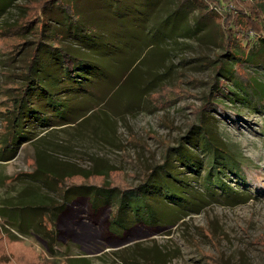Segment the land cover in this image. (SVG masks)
<instances>
[{
	"label": "rangeland",
	"instance_id": "rangeland-1",
	"mask_svg": "<svg viewBox=\"0 0 264 264\" xmlns=\"http://www.w3.org/2000/svg\"><path fill=\"white\" fill-rule=\"evenodd\" d=\"M6 1L0 0V9ZM47 1L51 0H13L0 13V143L12 118L11 98L25 83L23 72L36 39L33 34L23 35L19 27L36 21L30 31L40 32V11ZM169 1L139 0L137 10L147 19L145 13L162 2L165 8L158 5L156 11L183 13L194 31L177 36L180 17L168 15L167 35L177 37L163 41L158 49L144 48L120 90L101 100L96 99L101 97L98 93L79 110L67 112L66 125L39 127L11 160L0 161V207L31 193L51 205L60 204L52 181L45 179L43 184L31 177L38 162L48 165L52 175H73L64 180V187L102 184V177L79 175L86 172L108 173L113 187H135L176 151L179 139L199 123L203 112L208 114L204 125L218 121L220 136L240 162L241 177L236 179L231 166L217 189L204 182L206 171L196 175L186 170L188 183L176 193L178 203L165 206L168 215L181 210L175 225L140 224L119 236L109 229L111 204H93L83 195L70 194L62 211L43 215L45 227L55 236L53 252L48 240L37 234L9 238L0 213V264H70V258L79 257H89L91 264H264V111L254 109L257 102L247 108L229 103L224 94L225 84L231 83L217 73L225 52L221 27L231 23L251 31L258 22L248 23L245 13L257 17V12L249 0H188L190 4L181 9L177 0L167 5ZM164 14L153 17L154 28L164 27ZM123 32L139 35L141 28L126 25ZM23 39L29 42L21 49ZM125 53L123 47L103 57L101 67L108 66L109 72L110 59ZM236 69L243 73H235L240 81L246 82V74L256 77L248 65ZM217 83L218 93L213 87ZM225 189L246 193L247 198L230 201L223 196ZM188 206L198 211L191 212Z\"/></svg>",
	"mask_w": 264,
	"mask_h": 264
},
{
	"label": "trees",
	"instance_id": "trees-1",
	"mask_svg": "<svg viewBox=\"0 0 264 264\" xmlns=\"http://www.w3.org/2000/svg\"><path fill=\"white\" fill-rule=\"evenodd\" d=\"M12 1L7 0L0 13ZM138 1L51 0L47 1L40 11L41 16L38 20V24L41 23L40 32L36 34L30 31L36 21L26 22L24 26L19 27L23 35L33 34L36 39L33 41L32 55L23 72L22 79L25 83L19 86L17 95L11 98L8 112L12 114V118L7 120L8 132L0 143L1 162L11 160L18 147L31 141L39 127L46 130L66 125L67 112L79 110L80 104L87 103L89 99L93 100L98 93L101 97L96 99L101 100L112 91L120 90L130 78L132 68L138 65L136 59L144 48L158 49L163 41L194 31L183 13L176 15L178 13L156 11L155 8L162 2L152 11L145 13L147 17L145 19L143 13L137 10ZM249 1L252 2L257 17L248 12L245 15L248 17V23L258 22L256 28L253 27L250 31L245 25L246 22L243 23L245 25L243 29L231 23L221 27L220 41L225 52L222 56L224 60H221L217 67V73L220 74L221 80L231 83L225 84L224 98H227L229 103H238L247 108L253 102H257L254 109L257 107L258 111L262 112L264 80H260V77L264 79V0ZM170 2L171 0L167 5ZM177 2L178 9L190 4L188 0ZM160 6L164 9L166 5L163 3ZM208 11L207 8L200 15L205 17ZM161 13H166L164 27L154 28L156 26L153 17ZM168 15L180 17L176 27L181 31L177 36L167 35L171 32L167 26L170 20L167 18ZM212 23L215 25V22ZM126 25L135 30L137 27L141 28V33L126 34L123 32ZM167 29L170 31L167 32ZM27 42L29 40L23 39L21 49ZM123 47L128 54L125 53L114 60L110 59L109 72L108 66L101 67L100 61L103 57ZM242 65H248L256 77L246 74V82L240 81L238 78L240 76L236 74L243 73L236 67ZM213 87L216 93L221 90L218 83ZM212 98L214 101L217 99L215 94ZM211 103L214 104L212 101ZM207 116L205 112L200 114L199 125H191L189 132L179 139L180 144L176 151L166 156L162 165L151 169L144 180L135 187L125 189L113 187L108 173L101 172H86L79 175L84 179L90 176L102 177V184L64 187V180L73 175H52L48 165L45 163L41 165L38 162L31 177L33 180L41 179L43 184L45 179L52 181L60 197V204L51 205L44 202V198H40L36 193H31L26 199L15 198L14 202H7L1 206L0 213L5 217L6 226L9 229L13 228L16 233L7 228L3 229L9 238L14 240L19 239V236L37 234L48 240L47 247L53 252L55 236L45 227L43 215L50 210L62 211L70 194L83 195L93 204H111L113 210L109 229L118 236L140 224L146 227L175 225L180 220L181 210L177 215L169 211L168 215L165 206L171 202L176 204V193L188 183L185 180L188 176L186 170L196 175L200 174L201 169L206 171L202 176L204 182L208 185L211 183L217 189L223 185L221 177L231 170V166L235 168L233 175L236 179L241 177L238 170L240 162L235 158L233 148H230L220 136L218 121L213 119L210 125H204ZM19 133L21 134L18 135ZM192 134L196 136L191 137ZM192 174L189 176L193 177ZM222 193L224 197H229L230 201H235L238 197L247 198L246 193L244 196L239 191L230 193L225 189ZM209 195L220 196L213 192ZM190 207H187L189 211H198ZM69 263L91 264L84 257L70 258Z\"/></svg>",
	"mask_w": 264,
	"mask_h": 264
},
{
	"label": "crops",
	"instance_id": "crops-1",
	"mask_svg": "<svg viewBox=\"0 0 264 264\" xmlns=\"http://www.w3.org/2000/svg\"><path fill=\"white\" fill-rule=\"evenodd\" d=\"M85 258H87V260H89V261L91 262V260H90V258H89V257H85Z\"/></svg>",
	"mask_w": 264,
	"mask_h": 264
}]
</instances>
